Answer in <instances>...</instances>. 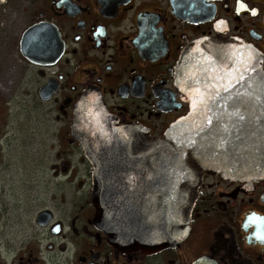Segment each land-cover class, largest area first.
<instances>
[{
  "label": "flooded vegetation",
  "instance_id": "obj_1",
  "mask_svg": "<svg viewBox=\"0 0 264 264\" xmlns=\"http://www.w3.org/2000/svg\"><path fill=\"white\" fill-rule=\"evenodd\" d=\"M40 1L37 23L55 27L62 54L50 66L25 60L34 74L26 95L37 100L44 139L32 147L0 130V235L14 228L11 239H21L17 248L6 240L0 263L264 264V177L204 174L183 241L150 254L119 250L94 224L92 167L71 136L74 107L88 94L118 125L162 139L190 110L175 71L199 41H241L264 70V0H239L244 9L238 0Z\"/></svg>",
  "mask_w": 264,
  "mask_h": 264
},
{
  "label": "water",
  "instance_id": "obj_2",
  "mask_svg": "<svg viewBox=\"0 0 264 264\" xmlns=\"http://www.w3.org/2000/svg\"><path fill=\"white\" fill-rule=\"evenodd\" d=\"M177 13L185 17L183 9ZM19 52L33 64L50 66L61 56L62 43L53 25L37 23L21 35ZM241 53L245 59L252 56L251 68L225 91L218 78L237 67ZM175 74L184 100L190 103L196 88L210 96L198 110L190 105L162 139L140 127L118 125L102 101L88 94L74 107L71 136L92 167L94 224L119 250L150 254L183 241L204 174L240 181L264 177L259 53L237 40L199 41L181 54ZM47 89L40 90L44 100L50 97Z\"/></svg>",
  "mask_w": 264,
  "mask_h": 264
},
{
  "label": "rangeland",
  "instance_id": "obj_3",
  "mask_svg": "<svg viewBox=\"0 0 264 264\" xmlns=\"http://www.w3.org/2000/svg\"><path fill=\"white\" fill-rule=\"evenodd\" d=\"M40 11V0L0 2V130L4 127L3 131L6 132L7 127L10 128L9 134L14 133L17 142L22 137L21 140L25 138L31 141L32 147L37 146L46 134L45 131L40 134L41 128L36 124L42 120L40 108L35 105L37 100L26 95L31 91L28 86L29 77L34 74L32 75L33 68L20 55L19 42L23 32L39 21ZM47 134L50 137V125L47 127ZM32 149L33 154L35 148ZM1 231L0 261L3 262L6 240L11 241L10 244L7 243L9 248H17L21 239H11L17 232L14 228H2Z\"/></svg>",
  "mask_w": 264,
  "mask_h": 264
},
{
  "label": "snow or ice",
  "instance_id": "obj_4",
  "mask_svg": "<svg viewBox=\"0 0 264 264\" xmlns=\"http://www.w3.org/2000/svg\"><path fill=\"white\" fill-rule=\"evenodd\" d=\"M238 3H239V0H238ZM239 7L241 9H244L245 5L242 3H239ZM252 11L254 12L255 10L253 9ZM240 56L241 58L236 61L237 67L232 68V70L228 72L226 75L218 78L219 80L223 81L224 85H226V87H224L225 91H228L229 89L234 87V85L232 84L233 79H236L238 81L243 80L244 76L241 73L248 72L249 69L251 68L252 56L249 55L246 59L243 57L242 53L240 54ZM243 95L251 96L252 93H244ZM209 96H210L209 92H206L205 90H202L200 88H196L193 92V95L189 97L191 107L193 109L198 110L201 107L206 106ZM256 99L259 100L260 98L257 96ZM240 119H243V117L241 116ZM207 122L209 124L212 123L210 119ZM54 230H58V229H54ZM260 238L264 239V236H261Z\"/></svg>",
  "mask_w": 264,
  "mask_h": 264
},
{
  "label": "bare ground",
  "instance_id": "obj_5",
  "mask_svg": "<svg viewBox=\"0 0 264 264\" xmlns=\"http://www.w3.org/2000/svg\"><path fill=\"white\" fill-rule=\"evenodd\" d=\"M0 2H2V0H0Z\"/></svg>",
  "mask_w": 264,
  "mask_h": 264
}]
</instances>
